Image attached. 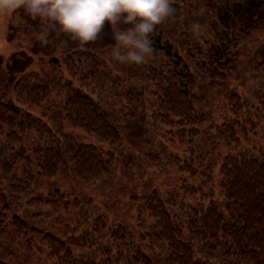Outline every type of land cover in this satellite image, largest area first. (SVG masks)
I'll use <instances>...</instances> for the list:
<instances>
[{"label": "trees", "instance_id": "16d2710c", "mask_svg": "<svg viewBox=\"0 0 264 264\" xmlns=\"http://www.w3.org/2000/svg\"><path fill=\"white\" fill-rule=\"evenodd\" d=\"M218 1L194 0V14L178 7L187 0L171 1L175 11L151 34L154 54L142 64L122 63L111 56L115 41L107 23L96 40L82 44L46 19L29 16L22 5L12 9L6 29L17 40V49L10 56L8 79L0 76V135L6 129L0 139V248L11 228L27 249L31 248L27 230L40 233L45 264H264V135L258 133L264 129L262 46L255 50L259 58L248 71L247 87L222 98L219 141L235 148L226 150L215 174L202 166L199 175L205 181L198 185L192 182L198 167L191 157L186 166L178 165L188 174L189 183L181 180L163 193L154 190L138 197L137 225L143 227L145 216L151 220L146 228L133 232L122 223L106 226L105 219L98 217L91 222L85 219L83 232H42L28 227L30 211L42 202L40 197L29 199L18 215L5 214L36 179L53 178L61 168L81 182L110 174L116 158L112 149L84 143L65 131L79 128L101 143L117 146L123 120L107 97L100 98L103 95L116 92L115 98L132 105L145 102V94L152 100L155 131L161 126L170 141L175 137L179 143L199 138L212 110L204 109L201 95L190 83L198 78L206 81L209 67L233 68L236 53L228 46L231 36L237 30L246 33L263 26L264 21V0H247L248 5H237L233 11L228 6L235 0ZM238 14L245 19L235 18ZM254 16L251 23L248 18ZM18 18L26 25L24 34L16 33ZM31 21L40 32L47 29L46 38L39 37ZM244 78L245 73H239L230 82ZM55 96L57 108L49 109ZM33 110L47 115L48 123L33 117ZM128 114L133 115L126 112L124 117ZM161 153L147 157L156 162ZM177 157L170 154L169 165L178 163ZM213 177L216 187L211 185ZM54 192L48 193L45 203L53 211L66 210L64 194ZM70 204L76 207L78 200ZM0 264L7 263L0 260Z\"/></svg>", "mask_w": 264, "mask_h": 264}, {"label": "rangeland", "instance_id": "374dc122", "mask_svg": "<svg viewBox=\"0 0 264 264\" xmlns=\"http://www.w3.org/2000/svg\"><path fill=\"white\" fill-rule=\"evenodd\" d=\"M218 2L220 4L229 3L226 0H219ZM196 3H194V0H187V3L181 2L178 4V7H184L186 8V13L194 14L196 10H194L193 6ZM237 5L242 7L243 5H248V2L247 0H235L228 7L233 11V9L237 8ZM189 6L192 7V10H188ZM178 10L181 11V9ZM11 11L12 9L0 10V76H6L7 79L13 64L10 56L17 49V40L14 39V36L11 39L10 32L6 29L8 25H6V21ZM181 14L184 15V11H181ZM235 18H240L243 21L245 16L238 14L235 15ZM21 20L23 19L18 18L16 20L17 34H24L23 30L26 29V25L24 26V24L19 22ZM248 20L254 23L256 17L248 18ZM36 22L32 23L31 21L30 25L39 34L40 28ZM6 32L8 36H6ZM228 46L231 53H236L233 56V68L230 67L228 71L214 70L208 66V61H204V65L209 67V72L206 73L209 75L208 79L204 81L198 78L190 83L191 89L201 95L204 109L211 108L212 110L199 138L179 143L175 137L170 141L161 126L157 127L155 131L150 117L152 100L151 97L147 99L145 94L143 96L145 102L141 104L138 100L135 103L133 102L132 105H126L122 98H115L116 92L103 95L100 98L104 99V97H107L110 103H113L117 116L120 118L121 115L123 120L121 141L117 146L112 147L109 144L101 143L95 136L89 135L79 128L67 127L65 131L84 143L101 145L104 149H112L116 158L110 174L99 180L81 182L75 179L71 171L61 168L53 178L36 179L31 188L21 195L19 203L10 207V209L5 211V214L9 217L18 215L29 199L40 197L42 202L30 211L31 216L28 221V227H35L37 228L36 230H42V232H49L54 235L83 232L80 228L83 227L85 219L91 222L98 217L105 219L106 226L122 223L131 227L133 232H139L143 227L146 228V225L151 221L148 217L144 216L142 218L144 220L142 223L143 227L137 225V198L154 190L158 193H163L170 188L178 186L181 180L189 183L188 174L186 171L178 169V165L189 163L190 158L193 157L195 165L199 168L196 167L198 173L196 179L192 180L195 185H198L202 180L205 181L204 177L201 178L199 175L202 166L209 167L213 174L217 172L218 163L221 162L222 157L227 153L226 150L229 149L222 141H219L217 133L224 111V100L222 98L226 99L231 92L241 93L247 87L248 71L251 68V64L259 58V56L255 55V50L257 51L262 46L264 51V21L263 26L251 28L249 32L241 33L237 30L235 35L231 36V40L228 41ZM20 58L18 55L17 59ZM198 70L202 75L203 68L198 66ZM239 73H245V78L240 83L232 84L230 82V80L232 81L231 78ZM2 81L4 82L5 80L2 79ZM143 83L147 82L143 81ZM5 101H8V96H6ZM58 101L59 97L55 96L52 104L47 107L56 109ZM43 110H45L44 105ZM126 112H131L133 115L130 116L128 114L124 117ZM30 114L40 119L41 122L48 123L47 115L40 113V110H33ZM158 129L159 131L157 132ZM152 130L155 132L154 134ZM5 132L6 129L4 128ZM4 133L0 135V139L3 138ZM258 133L259 136L264 135V129H260ZM256 141H260V138H256ZM256 141L254 140V143ZM233 148L235 147H230V149ZM159 152L162 153L156 162L148 159V154H157ZM170 154L178 156V160H176L178 163L173 162L172 165H169V159L167 158ZM212 180L215 182L211 185L216 187L217 179L213 177ZM211 185L209 184L208 187H211ZM56 190L64 194L67 206H69L66 210L60 207L57 211H53L45 203L44 199H47L48 193ZM203 191H205L204 188ZM54 196H56V192H54ZM75 199L78 200V206L76 207L70 204ZM1 206L0 202V211ZM35 213H39V216H34ZM99 230L106 232L107 229L101 228ZM27 232L31 245L30 249H27L26 242L23 239L19 240L14 236L11 228L7 229L2 239L3 245L0 248V260L7 264H45L48 262L40 233L36 234L30 230H27Z\"/></svg>", "mask_w": 264, "mask_h": 264}, {"label": "clouds", "instance_id": "9594fccd", "mask_svg": "<svg viewBox=\"0 0 264 264\" xmlns=\"http://www.w3.org/2000/svg\"><path fill=\"white\" fill-rule=\"evenodd\" d=\"M21 5L82 44L96 40L107 23L115 41L111 56L135 64L154 54L151 34L175 11L171 0H0V10ZM38 35L46 38L47 29Z\"/></svg>", "mask_w": 264, "mask_h": 264}]
</instances>
